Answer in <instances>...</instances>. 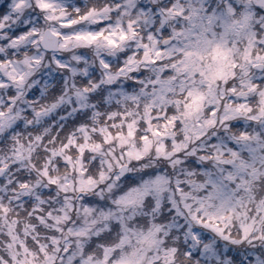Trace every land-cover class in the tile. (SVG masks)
<instances>
[{
    "label": "clouds",
    "instance_id": "9594fccd",
    "mask_svg": "<svg viewBox=\"0 0 264 264\" xmlns=\"http://www.w3.org/2000/svg\"><path fill=\"white\" fill-rule=\"evenodd\" d=\"M0 264H264V0H0Z\"/></svg>",
    "mask_w": 264,
    "mask_h": 264
}]
</instances>
